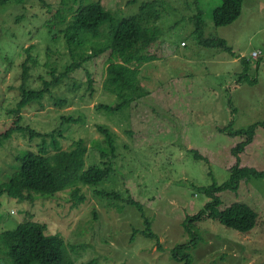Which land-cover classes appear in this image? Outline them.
I'll list each match as a JSON object with an SVG mask.
<instances>
[{"label": "rangeland", "instance_id": "obj_1", "mask_svg": "<svg viewBox=\"0 0 264 264\" xmlns=\"http://www.w3.org/2000/svg\"><path fill=\"white\" fill-rule=\"evenodd\" d=\"M96 1L118 17H137L161 33L164 57L140 70L142 85L152 95L122 111L98 109L119 102L105 86L109 53L61 77L86 56L82 53L107 39L104 27L99 39L72 54L62 33L81 6ZM221 5L222 0H9L0 8V132L16 119L24 64L29 89L53 84L41 102L23 111L22 124L34 136L16 131L0 146V185L19 170L18 157L25 152L45 148L54 155L80 140L88 148L87 168L106 167L111 159L114 165L113 174L96 187L79 184L54 197L33 194L24 202L0 197V235L32 219L46 225L47 234L65 240L76 264H184L172 250L189 243L187 216L210 202L202 188L230 179L233 149L243 141L224 128L232 121L233 130L264 121V0H245L238 21L217 27L214 11ZM198 19L204 21L205 39L226 40L236 56L202 46ZM243 60L250 63L247 79ZM99 126L113 133L114 158ZM193 150L204 159L196 160ZM243 163L264 171V126L257 129ZM129 198L142 205L157 239L135 233L146 226L137 208L125 203ZM223 200V210L236 202L252 206L256 227L243 234L212 218L198 221L193 228L202 241L190 252L192 264H264V180L243 182L238 193H223ZM3 249L0 242V264H11Z\"/></svg>", "mask_w": 264, "mask_h": 264}, {"label": "trees", "instance_id": "obj_2", "mask_svg": "<svg viewBox=\"0 0 264 264\" xmlns=\"http://www.w3.org/2000/svg\"><path fill=\"white\" fill-rule=\"evenodd\" d=\"M9 0H0V8L7 5ZM245 0H222V5L214 11V22L217 27L229 26L238 21L243 14ZM204 21L198 19L196 32L197 39L205 48H219L235 55L228 42L223 39L207 40L203 32ZM107 27V39L104 43H97L90 53L84 52L80 62H73L67 66L61 77L81 68L83 63L97 59L109 53V66L105 86L109 92L117 96L119 102L114 105H100L98 109L108 111H122L138 104L152 94L144 88L140 79L141 68L160 58L164 57L161 42V33L157 29L147 28L142 20L137 17H118L112 11L107 10L100 1L91 2L81 6L64 33L67 48L73 54L77 50L85 48L91 39H99L102 35V28ZM61 33V32H60ZM56 39V37H55ZM93 43V42H92ZM33 46L28 51L30 52ZM236 56V55H235ZM259 57V56H258ZM256 58V57H255ZM29 59H33L29 55ZM245 65L244 77H249V61L243 60ZM29 67L24 64V83L22 86V100L17 109L13 112L16 119L11 127L0 132V146L5 141L13 138L16 131H30L34 136L35 131L22 124L23 111L35 102H41L48 93L51 92L52 83H46L42 90H31L27 87ZM89 88L92 89V78L88 75ZM59 82V79H56ZM251 84H257V79L250 80ZM58 104V103H57ZM63 104V102H59ZM76 121L77 119L71 118ZM264 126V121H257L247 128L233 130L234 123L224 128L229 131L232 137H242L243 141L233 149V156L236 158L234 164L229 167L230 179L220 185L217 182L209 187L202 188L210 202L205 208L196 214L188 215L185 221L190 240L188 244H181L172 250L173 258L184 264H192L193 258L190 253L202 241V237L195 232L193 224L206 218L218 220L224 225L238 230L243 234H248L256 227L258 214L256 210L247 203L236 202L226 209L224 205L223 193L231 191L238 193L243 182L252 180H264V171L256 167L244 165L243 155L247 153L250 146L257 138V129ZM98 129L105 134L113 158L116 147L113 133L104 126ZM43 153L27 151L18 157L19 170L10 176L7 183L0 185V197H9L27 201L34 198L33 194L54 197L64 190L79 184L96 187L105 182L114 172L113 160L106 162L105 166L93 165L86 167L87 146L82 140L76 142L69 151H58L54 155H48L44 148ZM196 160H203L200 152L193 150ZM102 157L108 156L102 154ZM208 160V159H207ZM100 195L111 198L113 194L96 191ZM122 199L121 196H117ZM129 206L137 208L144 218V229H136L135 233H141L147 238L157 239L152 229V222L147 216L142 205L136 200L129 198L125 200ZM0 242L3 251L10 258L11 264H76L66 252L65 240L59 235L47 234V226L41 222L28 219L19 223L14 229L4 230L0 235ZM87 264H95L92 260Z\"/></svg>", "mask_w": 264, "mask_h": 264}, {"label": "built area", "instance_id": "obj_3", "mask_svg": "<svg viewBox=\"0 0 264 264\" xmlns=\"http://www.w3.org/2000/svg\"><path fill=\"white\" fill-rule=\"evenodd\" d=\"M259 55L260 54H258V53H254V57H256V58H258Z\"/></svg>", "mask_w": 264, "mask_h": 264}]
</instances>
